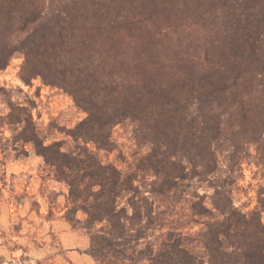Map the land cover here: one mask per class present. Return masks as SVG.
Instances as JSON below:
<instances>
[{"label":"trees","instance_id":"16d2710c","mask_svg":"<svg viewBox=\"0 0 264 264\" xmlns=\"http://www.w3.org/2000/svg\"><path fill=\"white\" fill-rule=\"evenodd\" d=\"M70 2V9L49 12L47 0H0V72L22 54L32 77L68 86L88 115L79 139L105 148V133L122 121L151 125L154 144L183 153L202 182L217 173L227 127L240 138L232 148L262 141L264 0ZM53 166L78 168L60 152ZM117 175L86 177H98L105 191L118 186ZM210 183L218 218L202 235L207 264H264V206L243 214L230 190ZM88 216L87 227L109 226L91 235L96 263L205 264L173 233L156 252L138 250L143 234L126 238L124 223L134 217L122 218L112 206L101 204Z\"/></svg>","mask_w":264,"mask_h":264},{"label":"rangeland","instance_id":"374dc122","mask_svg":"<svg viewBox=\"0 0 264 264\" xmlns=\"http://www.w3.org/2000/svg\"><path fill=\"white\" fill-rule=\"evenodd\" d=\"M70 3L47 0V8L70 9ZM87 118L68 86L32 77L22 54L0 72V264H99L90 256L91 235L109 226L86 223L101 204L122 218L134 217L124 223L126 238L143 234L138 250L156 252L164 235L173 233L207 264L202 235L218 218L210 182L230 190L243 214L262 210L264 135L259 144L235 149L231 144L240 138L227 127L217 148V173L202 182L183 153L154 144L151 125L124 120L105 133L110 141L102 148L78 138ZM57 152L78 168L54 167ZM89 172H116L119 184L104 191L98 177H86ZM260 222L264 227V211Z\"/></svg>","mask_w":264,"mask_h":264}]
</instances>
